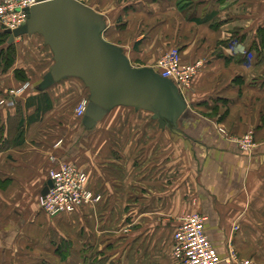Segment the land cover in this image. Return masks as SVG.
<instances>
[{
  "label": "crops",
  "instance_id": "1",
  "mask_svg": "<svg viewBox=\"0 0 264 264\" xmlns=\"http://www.w3.org/2000/svg\"><path fill=\"white\" fill-rule=\"evenodd\" d=\"M80 1L106 17L105 39L133 66L155 68L176 47L183 66L201 63L185 91L195 116L162 130L151 113L121 107L88 136L75 111L90 92L71 78L44 92L53 107L28 123L37 106L26 103L40 92L17 79L22 55L0 67V264H179L173 236L195 212L221 264H264V0ZM221 127L228 138L251 133L253 150ZM66 161L90 174L101 200L49 217L41 197Z\"/></svg>",
  "mask_w": 264,
  "mask_h": 264
},
{
  "label": "water",
  "instance_id": "2",
  "mask_svg": "<svg viewBox=\"0 0 264 264\" xmlns=\"http://www.w3.org/2000/svg\"><path fill=\"white\" fill-rule=\"evenodd\" d=\"M20 28L7 29L8 43L24 36L39 35L53 52L55 65L34 90L75 78L89 89L88 108L82 127L91 135L108 114L127 107L153 115L162 130L184 129L195 116L182 89L155 68L136 67L124 49L105 39L106 17L80 0H47L26 10ZM53 186L48 181L46 196Z\"/></svg>",
  "mask_w": 264,
  "mask_h": 264
},
{
  "label": "built area",
  "instance_id": "3",
  "mask_svg": "<svg viewBox=\"0 0 264 264\" xmlns=\"http://www.w3.org/2000/svg\"><path fill=\"white\" fill-rule=\"evenodd\" d=\"M46 0H0V31L15 30L26 22V10ZM201 63L183 66L181 51L178 47L170 49L159 61L155 69L162 77L172 79L182 92L191 88L192 79L199 73ZM88 98L83 99L75 111V116L83 118L88 108ZM225 138L250 153L255 146L250 133L242 138H228L225 128H219ZM55 160V158H53ZM53 186L46 196L41 197V208L49 217L75 213L90 204L101 200L90 187V174L74 162H60L49 172ZM207 218L200 213L186 215L180 228L173 236V254L179 264H221L219 254L206 234ZM238 230V228H236ZM228 262L239 263L234 251Z\"/></svg>",
  "mask_w": 264,
  "mask_h": 264
},
{
  "label": "rangeland",
  "instance_id": "4",
  "mask_svg": "<svg viewBox=\"0 0 264 264\" xmlns=\"http://www.w3.org/2000/svg\"><path fill=\"white\" fill-rule=\"evenodd\" d=\"M29 39H33V40H30L29 42H27L25 38H22L20 40L18 39V41H16L17 46L15 45L16 47L12 53L16 55V58H18L19 54L22 55L23 60H21V63L19 65L25 67V68H21L20 71L19 70L16 71V72L19 71L20 73L19 76L16 73L17 79L26 85L30 84L28 86L31 89H35L37 83L41 81L40 80L41 75L51 67L50 63L48 65L47 59L49 57L53 58V52L50 49V47H47L45 45L44 39L42 37H39L38 35H36L34 36V38L31 37ZM14 67H16V63L14 64L12 69ZM1 72L7 73V71H4L3 68H1ZM21 108L22 107L20 106L19 109L22 111L21 114L19 113V116L17 120L14 121V123H12L13 121L11 122L10 127H13L14 125L16 126L19 124L20 122L19 120H21L20 118L23 117L24 115L23 109ZM14 128L11 129L12 131L11 133L13 134L11 136V141L14 139V135L16 133V131L14 133ZM25 133H26V130H25Z\"/></svg>",
  "mask_w": 264,
  "mask_h": 264
},
{
  "label": "trees",
  "instance_id": "5",
  "mask_svg": "<svg viewBox=\"0 0 264 264\" xmlns=\"http://www.w3.org/2000/svg\"><path fill=\"white\" fill-rule=\"evenodd\" d=\"M10 35L5 34V31H0V67L4 69V71L10 70L14 64L16 63V55L12 52L15 49V44H9ZM18 76L20 75L19 71L16 72ZM20 78V77H19ZM27 108H31L34 106H37V113L30 117L28 120V123L37 122L42 115L49 112L53 105L51 104V100L49 99V96L45 93H40L36 95V97H32L27 101ZM21 110H19V113L21 114ZM20 122L17 126L16 130V137L13 141L14 145H21L23 144L25 140V119L23 117L20 118ZM4 132L3 130L0 131V136L2 135L3 139H0V142H4Z\"/></svg>",
  "mask_w": 264,
  "mask_h": 264
}]
</instances>
